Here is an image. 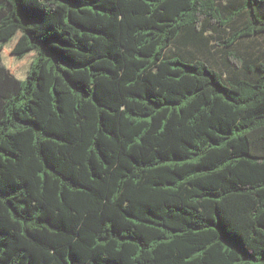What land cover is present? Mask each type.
<instances>
[{"label": "trees", "instance_id": "trees-1", "mask_svg": "<svg viewBox=\"0 0 264 264\" xmlns=\"http://www.w3.org/2000/svg\"><path fill=\"white\" fill-rule=\"evenodd\" d=\"M0 264H264V0H0Z\"/></svg>", "mask_w": 264, "mask_h": 264}]
</instances>
